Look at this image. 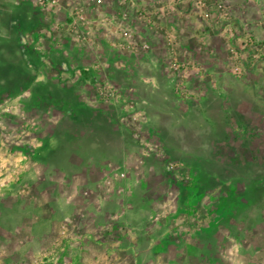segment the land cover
I'll return each mask as SVG.
<instances>
[{
    "label": "rangeland",
    "instance_id": "374dc122",
    "mask_svg": "<svg viewBox=\"0 0 264 264\" xmlns=\"http://www.w3.org/2000/svg\"><path fill=\"white\" fill-rule=\"evenodd\" d=\"M165 1L144 27L125 0H0V200L46 161L20 192L56 219L23 264H239L264 239V0Z\"/></svg>",
    "mask_w": 264,
    "mask_h": 264
},
{
    "label": "crops",
    "instance_id": "0c3cea01",
    "mask_svg": "<svg viewBox=\"0 0 264 264\" xmlns=\"http://www.w3.org/2000/svg\"><path fill=\"white\" fill-rule=\"evenodd\" d=\"M119 0H111L110 5L107 7L118 6ZM178 1V0H177ZM165 0H158L157 4L152 2L153 7L150 5L151 2L146 0V2L138 5L141 7L145 13H147L150 19H154V15L163 10V4ZM155 3V4H154ZM178 3V2H176ZM193 0H190L188 9L192 7ZM229 3V1H228ZM123 4V3H122ZM121 4V5H122ZM129 9L131 13L137 11L139 7L134 1L124 2V6ZM151 6V8H150ZM175 6V5H174ZM241 7H246L241 5ZM158 8V9H157ZM239 8V7H238ZM153 11H150V10ZM149 10L150 12H148ZM116 12V10H114ZM242 13L244 11L242 10ZM239 23L245 20L244 16H239ZM152 21V20H151ZM127 22V21H126ZM159 22H161L159 20ZM130 24V21H128ZM145 39V38H144ZM46 152V150L44 151ZM21 153V152H19ZM17 154V153H16ZM27 156V155H26ZM5 162V161H3ZM44 162V164H43ZM40 162L42 167H44V178L43 180H37L36 175V161L31 162L30 160L16 161L14 159L12 163L13 169H20V176L16 182H12L7 187L8 190L5 191L3 198L0 200V263L6 264V262H14L17 264L26 263L29 255L26 253H31L33 250H37L40 247V238L43 237L44 240L47 239L49 233H54L56 230V219H51L49 216L50 212L41 211L40 207H34V201L29 200L28 196L21 194L20 190L24 187L25 184H29V193L37 192L39 188L41 189V184H46L51 180V168L47 165L46 161ZM5 166V175L8 166ZM3 168V165L1 166ZM23 169V170H22ZM35 171H34V170ZM28 171V172H27ZM23 173V174H22ZM53 181V179H52ZM31 184V185H30ZM39 185V186H37ZM11 186V187H10ZM34 190V191H33ZM27 202H29V208H26ZM55 222V223H54ZM54 227V231L53 228ZM48 241V239H47ZM239 248V264H264V239L260 242H249L244 241L238 242ZM34 251V252H35ZM33 252V253H34ZM37 252V251H36ZM5 253V254H4ZM45 259V256L40 258ZM48 260V259H47ZM45 260H43L44 262Z\"/></svg>",
    "mask_w": 264,
    "mask_h": 264
},
{
    "label": "built area",
    "instance_id": "2783aa9c",
    "mask_svg": "<svg viewBox=\"0 0 264 264\" xmlns=\"http://www.w3.org/2000/svg\"><path fill=\"white\" fill-rule=\"evenodd\" d=\"M85 4L78 7L77 11H76V18H78L79 20H84L85 19V12H87V8L91 7H105L110 5L111 1L109 0H84ZM126 1H134L136 4H142L145 2V0H125ZM35 3H37L40 6H55L59 3V0H34ZM119 4H122L121 0L118 1ZM200 8L203 9V7L205 6V3H202L203 1L200 0L198 1ZM197 2V3H198ZM90 9V8H89ZM139 11L136 12L135 15H137V19L141 22H143L144 27L146 24L151 23V19L150 17H148L147 13H145V11L138 9ZM123 176V174H122ZM0 187H2V183L0 182Z\"/></svg>",
    "mask_w": 264,
    "mask_h": 264
}]
</instances>
